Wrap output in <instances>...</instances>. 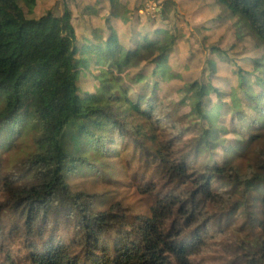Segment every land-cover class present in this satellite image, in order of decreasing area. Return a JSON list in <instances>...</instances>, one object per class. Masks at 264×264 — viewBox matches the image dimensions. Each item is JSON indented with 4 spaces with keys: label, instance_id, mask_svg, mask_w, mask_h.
Returning <instances> with one entry per match:
<instances>
[{
    "label": "trees",
    "instance_id": "obj_1",
    "mask_svg": "<svg viewBox=\"0 0 264 264\" xmlns=\"http://www.w3.org/2000/svg\"><path fill=\"white\" fill-rule=\"evenodd\" d=\"M144 1L104 15L99 0L94 14L130 36ZM213 1L234 38L229 53L251 40L264 54V0ZM63 7L57 17L50 2L0 0V264H264V88L245 85L264 75V58L227 72L226 57L208 60L249 129L217 164L187 137L196 121L216 134L222 102L203 109L196 84L176 125L158 86L134 77L162 57L167 33H139L131 50L88 20L81 37V10ZM214 42L207 35L204 48L219 52Z\"/></svg>",
    "mask_w": 264,
    "mask_h": 264
},
{
    "label": "rangeland",
    "instance_id": "obj_2",
    "mask_svg": "<svg viewBox=\"0 0 264 264\" xmlns=\"http://www.w3.org/2000/svg\"><path fill=\"white\" fill-rule=\"evenodd\" d=\"M39 1L41 6H45L49 2L53 4L55 7L54 14L57 17L63 15V3L66 0ZM67 1L75 7V10L76 8L81 10L80 14L74 18L77 32L81 37L86 35L85 22L87 20L94 29H102L105 36L120 34L128 42V48L131 50H135L137 47V34L146 33L150 37L152 33L159 30L166 32L167 34L160 39L155 47L162 57L156 60H149L150 58H148L138 70L133 71L134 77L140 74L144 78L148 77L151 84L158 86L154 93L162 96L169 111L173 110L169 117L176 125L179 124L177 117L190 110L183 107L181 103L185 99L193 97V89L196 84L202 86L203 109H208L222 102L223 119L218 125L216 134L213 135L209 122L196 121L191 135L187 138L201 139V147L215 152L214 157L217 164L228 158V153L224 152V146H228L231 142L235 144L240 138L246 136L249 129L244 123L238 127L236 116L231 110L230 99L223 91L224 80L211 75L208 60L218 61L220 55L226 57L225 63L219 67L221 72L235 70V63L252 70L253 62L251 60L259 57L264 58V54L254 48V43L251 40L240 46L236 55L229 53L234 38L231 34L226 33L227 23L219 17L220 10L213 0H145L143 7L140 6L138 10L134 9V21L130 36H128L125 30L126 25L122 21L116 20L112 27H108L105 26L103 18L94 14V3L99 0ZM136 1L105 0V4H101L97 8L103 7L101 13L107 15L116 3L121 4L124 8H133ZM141 9H144L143 13L140 11ZM207 35L211 36L212 40L217 43L219 52L212 47L204 48L203 40ZM150 47L152 44L148 39L144 43V49L148 50ZM245 58L247 61H244ZM254 76L258 77L256 79L247 78L245 85L248 87L250 84L259 82L258 91H261L264 88V75ZM236 80L237 78L231 79V83L236 82ZM82 88H87L86 83L82 82ZM241 127L244 132L236 133ZM139 130L141 136H147V128L140 126ZM153 134L157 135L158 132ZM208 137H211L212 143L207 146L204 144ZM227 139L230 142L224 141ZM200 162L206 163L207 156L201 157Z\"/></svg>",
    "mask_w": 264,
    "mask_h": 264
},
{
    "label": "crops",
    "instance_id": "obj_3",
    "mask_svg": "<svg viewBox=\"0 0 264 264\" xmlns=\"http://www.w3.org/2000/svg\"><path fill=\"white\" fill-rule=\"evenodd\" d=\"M216 78H218V79H223V77L222 76H215ZM224 80V79H223ZM225 82V81H224ZM224 84V83H223Z\"/></svg>",
    "mask_w": 264,
    "mask_h": 264
},
{
    "label": "built area",
    "instance_id": "obj_4",
    "mask_svg": "<svg viewBox=\"0 0 264 264\" xmlns=\"http://www.w3.org/2000/svg\"><path fill=\"white\" fill-rule=\"evenodd\" d=\"M143 10H144V9H141V12H142V13H143Z\"/></svg>",
    "mask_w": 264,
    "mask_h": 264
}]
</instances>
